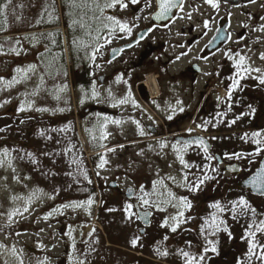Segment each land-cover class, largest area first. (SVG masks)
<instances>
[{"label":"rangeland","instance_id":"374dc122","mask_svg":"<svg viewBox=\"0 0 264 264\" xmlns=\"http://www.w3.org/2000/svg\"><path fill=\"white\" fill-rule=\"evenodd\" d=\"M21 2L15 0L10 5L17 13L12 14L8 33H25L0 40V264H185L181 249L199 255L205 245L200 228L215 211L210 207L212 203L226 204L243 195L256 209L257 221L264 219V197H251L241 191L237 188V178L228 182L216 161L204 159L201 148L190 147L183 153L185 161L192 166L185 168L174 150V146L179 145L172 143L170 134L160 129L159 134L153 135L146 128L150 125L158 129L163 127L166 114V111L161 114L163 109L156 107L153 100L150 103L143 99L141 82L145 83L148 77H161V94L177 93L182 102L176 107L179 115H190L196 110L198 102L194 94L205 87L202 82L194 87L190 77L175 82L170 77L183 73L205 42L183 55L177 44L186 39L177 37L175 32L183 25L187 26L185 21L174 27L173 33H155L150 41L159 43L158 53H150L142 64L138 60L142 46L114 62L108 59L110 51L131 43L133 31L138 32L142 24L132 28L133 20H128L129 8L122 9L117 5L104 9L106 12L118 8L119 18L116 19L128 24L131 33L120 32L118 27L114 32L110 31L105 24L109 23L106 17L111 15L104 13L99 26L108 31L107 39L103 38L94 59L95 48L84 56L85 63L76 64L66 27L64 30L58 28L62 33L60 45L63 49L57 45L56 38L45 36L46 44L51 42L49 56H46L45 47L38 46L42 37L31 35L35 24L41 23L36 8L44 9L45 3L54 0H45L40 5L38 0H31L27 8L20 5ZM56 2L60 10L62 0ZM47 4L49 12L51 3ZM197 11L207 10L197 6L194 12ZM116 32H120L119 35ZM46 61L51 62V71L43 69L42 62L45 67ZM209 66L205 68L207 71ZM83 70L84 76L78 77ZM100 77H104L103 84ZM93 89L96 97L92 96ZM233 93L231 101L226 100L225 104L220 96L211 102L214 111L210 114L215 118L212 125H218L220 131L203 132L192 121L185 123L184 128L191 129V134L199 131L218 135L213 141L218 154L223 157L233 152H254L256 145L241 137L244 133L264 131L263 111L259 112L260 109L255 107L254 116L249 115L252 109L249 106L254 105L249 95L240 97L237 92ZM129 94L131 99L127 103H118ZM256 104L264 110V102ZM21 106L24 111L19 110ZM181 107L183 112L179 111ZM219 113L225 115L219 116ZM241 114V119L230 124ZM104 118H108L106 127L101 129L99 124ZM141 130L145 133L143 136ZM102 133L106 134V139H99ZM162 143L165 147H161ZM112 148L115 151H108ZM101 157L107 160L103 168L99 166ZM263 158L264 153H261L232 160L242 162L248 171H252ZM205 164L218 167L220 176L205 182L200 191H189L185 174L190 183L202 174L196 166L203 169ZM208 175L213 173L208 172ZM114 181L124 193L127 188L134 189L135 201L142 195L140 189L143 187L149 194L147 198L164 209L142 208L154 211L156 215L154 226L147 230V235L138 231L143 227L136 218H127L125 195L110 188ZM168 192L177 198L187 197L192 204L191 210L185 211V216L191 219L180 224L176 232L162 226L166 219L172 225L171 217L177 213V208L167 202L171 199ZM89 198L94 201L90 206L84 203ZM73 204L83 206L71 207ZM222 218L227 221L228 228L230 225L232 238L224 232L211 237L218 239L219 254L209 252L206 264H227L226 251L231 246L239 251L235 264L247 258L249 245L242 237L251 223V214L233 220L231 213H226ZM136 237L139 240L133 246L131 242ZM257 239L264 243L259 234ZM157 249L168 255H161Z\"/></svg>","mask_w":264,"mask_h":264},{"label":"flooded vegetation","instance_id":"af4514ba","mask_svg":"<svg viewBox=\"0 0 264 264\" xmlns=\"http://www.w3.org/2000/svg\"><path fill=\"white\" fill-rule=\"evenodd\" d=\"M104 2H107V0H104ZM125 2H127V0H125ZM181 3L182 10L181 7L173 8L166 18H159L160 0H150L148 3H146L145 0H140L138 4H135L136 6L129 3L127 8L130 9V19L128 20H133L132 28L139 27V25L141 26L142 24L138 32L135 33L133 31L131 43L135 42L143 33H145V35L142 40H139L133 47L124 51L114 62L120 60L125 53L137 50L142 46L141 52L138 54V60L142 64L149 57L150 53H158L157 45L159 43H152L153 41H150L152 36L158 31L165 33L171 31L173 33L172 29L178 24L181 26L185 21L187 26L183 25L181 30L175 32L177 37L186 39L184 41L181 40V42L177 44V47L179 45L183 55L190 53L196 46L205 42L198 56L194 58L195 60L191 62L187 69L183 73L176 75V77H170L173 82L183 81L184 79L187 80L188 77H190L194 87H197L200 82H202L205 87L198 94H194L195 101L196 103L198 102V104H196V110L190 115L189 113H182L179 115L177 114L178 110L176 107L182 105L181 98L177 97V93L174 92L171 94H161L159 85V79L161 77L158 75L157 84L160 95L158 99H153L152 102L154 104L156 103V107L163 109L161 114L166 111L164 116L165 123L164 126L159 127V129L157 126L152 125L146 126V128L153 135L159 134L160 129L162 132L163 129H165L166 132L170 134L168 136L171 138L172 143L174 142L175 144H177L178 140L186 141L203 137L208 141L209 144H207L210 145V153L214 154L217 158H223V156L218 154L216 145L212 139V137H218V135L211 136L207 134L211 130L216 132L220 131L218 125H212L214 124L215 118L212 117L213 114H210L214 111L211 102L213 103L214 98L220 96L224 104L227 103V94L230 85L234 78L239 79V77H237V71H239V69H237L235 65L239 62L240 56L246 58L245 65L248 68L260 69L261 72H249L244 74V78L240 79L239 86L232 91V95H234L233 92H237V96L240 97L249 95L250 100L254 104L251 108L256 107L260 109L259 112L263 111L264 113L263 107L258 108L256 106V103L264 102V85H261L256 79L258 75L264 74V59H261V56L264 55V31L258 30L264 25V0H256L255 3H252L251 0H219L220 7L218 10L212 8L205 0H181ZM197 6L207 11H203L202 13L199 11L194 12ZM119 12L118 8L117 10L104 11L106 16L110 14L115 18H119L117 17ZM206 22L208 24L207 28L204 27ZM119 33L116 32L118 35ZM7 37L8 36H5L4 38ZM120 37L123 38L122 34ZM123 45L116 46V48ZM208 66L209 68L207 71L205 68ZM141 83L143 84L144 82ZM179 89L181 88L179 87ZM143 95L144 98L151 103L150 100H152V96L148 94L146 90H143ZM173 108L176 109V112L173 115V119L169 120L167 117L172 114ZM202 118H204V121L201 122ZM189 121H192L195 126L198 127L204 125L205 121H212V123L206 125V130L201 127V130L207 133L203 134L198 131L191 134L189 128L184 129L185 123ZM253 127L255 129L258 128L256 125H253ZM194 147L195 146H193V148ZM259 164L252 171H248L242 162H236V160L232 159H223V162L217 165L222 169L223 177L227 178L228 182H231V178L239 179L237 188H241V191L250 194L251 197H257L250 189L242 188V183L251 177V174L257 170ZM230 166H240V172L233 174L230 170ZM237 188L235 191H237ZM114 191L118 192L121 196L125 195L120 185H118L117 189ZM125 200L127 203H132L134 205L136 203L135 199L127 200L125 198ZM138 209V207L133 209V211L137 213V216H134V218H136L143 227L138 231L141 235H147V230L154 226L156 218L155 212L147 209L152 213V222L149 227H144L139 220ZM140 209L147 211L142 208ZM229 228L231 229L230 225ZM238 253L239 251L231 246L229 250L226 251V263L235 264V257H237Z\"/></svg>","mask_w":264,"mask_h":264},{"label":"snow or ice","instance_id":"6c2138e0","mask_svg":"<svg viewBox=\"0 0 264 264\" xmlns=\"http://www.w3.org/2000/svg\"><path fill=\"white\" fill-rule=\"evenodd\" d=\"M10 2V0H8ZM8 2L4 3L2 6H0V13L4 12L5 9L8 7ZM140 0H107L103 5L96 3L94 0V7L96 10H99L101 13L104 11V9L109 8H115L117 5L120 6V8H127L129 6V3L135 5L138 4ZM146 3L150 2V0H145ZM205 2L209 5H211L214 9H219L220 3L219 0H205ZM252 3H255L256 0H251ZM181 7L182 10V3L181 0H160V13L159 18H166L169 13L172 11L173 8ZM190 18V14H189ZM106 20L109 22L108 24H105L106 28H109L110 31H115L116 28H119L120 32H125L130 34L132 29L131 27L126 24L122 23L119 19H116L113 16L106 17ZM204 27L207 28L208 24L207 22L204 24ZM259 31H264V25L258 29ZM143 38V37H141ZM95 39L98 41L101 39L99 35L95 37ZM105 39H107L105 37ZM110 42V41H109ZM101 46L97 45L95 48V51L92 52V58H95L96 52L99 51V48ZM245 57L240 56L239 62L236 63V68L239 69L237 71V77L239 79L234 78L232 84L230 85V88L228 90L227 94V100L231 101L232 99V91L235 90L240 83V79L244 78V74L249 72H257L260 73V69H250L245 65ZM261 59H264V55L261 56ZM35 66H33L34 68ZM19 71V69L17 70ZM256 79L259 81L261 85H264V74L258 75ZM92 96L96 97L95 89H93ZM131 99V94L125 99H121L118 103L119 104H125L128 102V100ZM179 103V102H178ZM133 104H135V101L133 100ZM115 106V105H114ZM251 108V106H249ZM229 110L231 109V104H228ZM20 111H24V107L21 106L19 109ZM38 111H45V109H37ZM180 112H183V107L179 108ZM176 109H172V114L169 115L167 118L169 120L173 119V115L175 114ZM255 109L252 108L251 112L248 113L249 115L254 116ZM219 116H224L225 113H219ZM241 116H237L235 119L231 120L230 124H235L238 119L242 118ZM108 118H104V121H102L99 124V127L101 129L106 127V120ZM115 123H119L116 121ZM212 123V121H205L204 125H201L200 127L204 128L206 130V125ZM2 131V130H0ZM189 132H191V129H189ZM140 134L143 136L145 133L143 130H141ZM106 134L102 133L99 139H106ZM93 139H96L95 136H93ZM212 139H217V137H212ZM241 139L245 140V142H248L249 140L256 145V149L254 152L251 153H231V154H225L223 158H217L214 154L210 153L209 145L203 138H197L194 141H177V145L174 146V150L178 153V159L185 168L192 167L189 165L185 159L183 153L190 147L195 146L196 148H201L204 153V159L206 161H216L217 164L223 162V159H247L248 156H259L261 153H264V131H253L251 133H244V135L241 137ZM103 147V145H101ZM120 147H123L122 145ZM161 147H165V144H161ZM108 151H115L114 148L108 149ZM5 155H7V150H5ZM107 163V160L101 157L100 167L103 168L105 164ZM198 170L201 171V176L196 177L192 182H188L187 174L184 176L185 183L188 184V190L192 192H197L201 190L202 185L205 184V182L211 180V179H217L220 176L219 168L214 167L212 164H205L203 169H200L199 166H196ZM230 170L235 172L238 169H236L233 166H230ZM208 172L213 173V175H208ZM85 179H88L87 175L85 174ZM91 183V180L88 181ZM245 183L250 186L251 188L256 189L261 196H264V166L260 167L254 175L251 176L250 179L246 180ZM140 192L142 195L137 197V204L127 203L124 207V211L127 215V218L131 220L134 216H137V213L133 211L134 208L140 207V208H147V207H155L158 211L164 210L159 206V204L156 201H150L148 197V193L144 191L143 187H141ZM168 197L171 199L168 200V203H171L173 207L177 208V213L175 216L171 217L173 224L169 225L168 220L166 219L162 226L163 227H170V231L176 232L180 224L187 223L190 217L185 216V211H190L192 204L191 201L187 197H175L173 193L168 192ZM173 201H175L173 203ZM93 200L89 198L86 202L87 205H92ZM70 205H63V207H69ZM83 206L82 204H73L71 207H78ZM212 209L215 211L210 215V218L206 219L204 223L201 225L200 228V234L205 240V245L202 248V251L199 255H193L188 251H184L183 249L180 250V255L184 258L185 264H206V257L209 252L218 255V239L214 240L211 237H218V234L220 232H224L228 235L229 239L232 238V233L230 229L227 227V221L222 218L223 214L231 213V218L233 220L238 219L239 216L244 215L247 216L249 213L251 214V223L248 224L247 228L245 229V235L242 237V239H246L248 241V249L246 253V260L241 259L238 260L237 264H264V243H261L260 240L257 239L258 234L260 235L261 240H264V219L257 221V211L255 208H253L249 201L246 199L245 196L241 195L236 200L230 201L226 204H221L220 202H214L210 205ZM25 211H27V208H25ZM56 211H59L57 209ZM52 213H49L51 215ZM150 216V212L145 211L143 212V218L147 221V218ZM47 218V217H46ZM9 219H11V215L9 216ZM139 237H136L132 240V245L136 246L138 243ZM189 245H191V242H188ZM157 251L164 256H167L168 253L166 251H161L160 249H157ZM22 264V262H21Z\"/></svg>","mask_w":264,"mask_h":264},{"label":"trees","instance_id":"16d2710c","mask_svg":"<svg viewBox=\"0 0 264 264\" xmlns=\"http://www.w3.org/2000/svg\"><path fill=\"white\" fill-rule=\"evenodd\" d=\"M15 0H0V6H2L4 3L8 2L7 9L4 10V12L0 13V40H6L4 37L9 35H18L23 34L19 31L10 32V20L13 17V12L16 14L17 10L12 8L10 5ZM21 4H24V7L29 6V2L31 0H21ZM39 5L44 3L45 0H38ZM96 3H99L101 5L104 4V0H95ZM51 3V10L48 12V4ZM44 4V9H37V14H39V17L41 18V23H36L33 27V30L36 31V36L42 37L41 44L39 46L45 47V50L47 52L46 56H49V52L51 51V42L48 44L47 41L44 39L45 36H52L58 40L57 45L61 48L60 40L62 38L61 30H58L60 24L62 21H64V24L68 30V39L70 44V50L72 58L75 60L76 64L79 63H85L84 56H88L89 50H93L96 48L97 45H102L103 38L108 35V31H105V28L102 26H99L100 20V11L96 10L94 7V0H62V5L60 10L58 9V5L56 0L54 2H47ZM42 5L40 6V8ZM10 9V10H8ZM42 11V12H41ZM47 14V17H44V13ZM43 13V14H41ZM9 19V20H8ZM13 19V18H12ZM51 24V25H50ZM54 28L52 29L51 28ZM97 29V31H96ZM29 32V31H28ZM99 35L101 39L98 41L95 39V37ZM5 42V41H3ZM45 52V53H46ZM50 60V57H48ZM47 62V61H46ZM42 67L45 71H51V62L45 63V67ZM64 73L66 76V70L64 69ZM84 70L78 74V77L84 76ZM51 77V76H50ZM76 77V76H75ZM77 78V77H76Z\"/></svg>","mask_w":264,"mask_h":264},{"label":"water","instance_id":"95a60500","mask_svg":"<svg viewBox=\"0 0 264 264\" xmlns=\"http://www.w3.org/2000/svg\"><path fill=\"white\" fill-rule=\"evenodd\" d=\"M144 35H145V33H143L142 36H139V38L137 39V42H139V40H142L143 38H141V37H144ZM132 45H133V44H129V45L122 46V47H120V48L113 49V50L111 51V54H110V60H115L116 58H118V57L122 54V52H123L124 50L130 48ZM100 80H101V82L103 83V81H104V77H101ZM196 139H197V138L190 139V140H186V141H194V140H196ZM204 140L208 143V141H207L206 139H204ZM208 144H209V143H208ZM209 148H210V145H209ZM262 166H264V159L261 161L259 168L262 167ZM233 167H235L236 169H238V170L235 171V172L231 171L233 174H236V173H239V172H240V166H233ZM259 168H258V169H259ZM258 169H257V170H258ZM257 170H256V171H257ZM256 171H255V172H256ZM254 174H255V173H254ZM254 174H253V175H254ZM251 176H252V174H251ZM250 178H251V177H250ZM250 178H248V179H250ZM248 179H247V180H248ZM110 187H111L112 189H116V188H117V185H116L115 182H114V183H112V184L110 185ZM242 187L245 188V189H250L254 194H256V195L259 196V197H264V196H261V195L259 194V192H258L256 189L251 188V187L248 186L245 182L242 183ZM135 196H136V192H135L132 188H128V190H127V192H126V197H127V199L131 200V199L135 198ZM136 204H137V203H136ZM143 212H145V211H142V210L138 209L139 220L142 222V224H143L145 227H149V226L151 225V222H152V213L150 212V216L147 218V221H146V220L143 218Z\"/></svg>","mask_w":264,"mask_h":264},{"label":"bare ground","instance_id":"6f19581e","mask_svg":"<svg viewBox=\"0 0 264 264\" xmlns=\"http://www.w3.org/2000/svg\"><path fill=\"white\" fill-rule=\"evenodd\" d=\"M158 76H150L147 78V81L143 83L144 90L148 92V94L152 95V100L157 99L159 96V88L157 84ZM145 100V98H143Z\"/></svg>","mask_w":264,"mask_h":264}]
</instances>
